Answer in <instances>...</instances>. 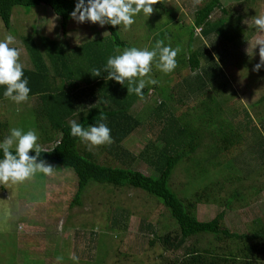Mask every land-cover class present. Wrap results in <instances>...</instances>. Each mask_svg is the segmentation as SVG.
Listing matches in <instances>:
<instances>
[{"label": "trees", "instance_id": "1", "mask_svg": "<svg viewBox=\"0 0 264 264\" xmlns=\"http://www.w3.org/2000/svg\"><path fill=\"white\" fill-rule=\"evenodd\" d=\"M76 3L77 0H0V20L5 28L10 29L14 6L43 4L58 16L60 26L65 30ZM161 6L168 14L165 6ZM194 7L193 21L189 23L190 36L185 42L187 56L179 61L187 68L180 73V81L175 84L177 89L171 87L178 94H175L177 102L186 103V109L178 115L169 112L163 116L168 106L162 100L149 110L154 115L163 116L164 123L155 141L148 146L149 150H145L144 157H152L150 163L155 166L150 174L132 168L136 157L121 144L140 125L141 118L134 113L132 106L142 98L134 93L128 95L127 82L121 85L114 79L105 78L108 58L119 55L117 49L120 51L121 47L128 46L119 36L118 26L105 24L113 39H87L72 47L64 41L43 39V52L30 37L23 36L32 64L24 67V78L31 89L29 97H34L37 102L32 107L39 120L45 117L52 130L60 131L50 148H42L47 152H42L37 161L59 164L74 171L77 189L72 203H80V196L89 182L142 190L175 222V230L158 238L164 249L183 247L185 241L194 235H210L204 245L195 242L184 247L181 257L168 264H264V212L247 229H230L223 223L226 211L245 208L251 196L261 191L253 184L242 182L241 175L244 174L245 179L250 171L264 167V95L252 105L261 108L257 121L249 116L246 108H243L242 115L245 121L239 118L238 104L229 101L233 93L230 80L208 48L198 44L194 28L201 26L200 34L206 38L217 36L220 45L223 42L238 45L242 40L238 38L242 27L236 21H229L231 18L226 16L221 0H204ZM216 8L225 14L211 20ZM169 15H173L170 20L174 21V10ZM224 56H229V52L223 53ZM201 57L203 64L200 63ZM92 69H100L101 75L93 76ZM5 90V86H0V100L6 99ZM167 90L170 88L161 92L166 99L172 96ZM142 91L144 97L148 88ZM89 92L95 98L88 97ZM81 98L92 100L91 104L98 98V103L81 110L78 108L82 105ZM189 98L196 101L191 107L184 102ZM101 104L106 107L101 108ZM101 115L106 119L101 120ZM70 120H76L85 128L105 123L113 139L104 147L108 156L99 159L92 151L81 149V140L70 134ZM47 141L53 139L48 137ZM12 151L14 153L15 148ZM198 153H206L204 163L194 158ZM29 154L35 155V151ZM0 159H3L2 150ZM188 163L194 166L193 171ZM210 167L214 169L211 174ZM177 168L189 170L186 176L191 182L183 187L188 189L186 191L179 192L171 186ZM207 202L217 203L223 209L209 220H199L197 206ZM149 243L153 244L154 240Z\"/></svg>", "mask_w": 264, "mask_h": 264}, {"label": "rangeland", "instance_id": "2", "mask_svg": "<svg viewBox=\"0 0 264 264\" xmlns=\"http://www.w3.org/2000/svg\"><path fill=\"white\" fill-rule=\"evenodd\" d=\"M203 1L194 4V0H170L166 5H154V12L149 17L143 12L136 15L135 23L129 31H124L122 26H116L119 36L128 44L127 47H121L118 54L131 47L152 50L157 40H163L164 46L180 49L176 57L177 67L169 74L159 71L153 62L150 76L158 83L147 84V93L142 100L133 104L132 110L140 116L141 122L121 142L136 157L132 168L144 174H150L155 167L150 163L152 157L144 156L145 150H149L148 146L155 141L164 126L162 117L169 112L178 115L186 109V103L177 102L178 94L172 88L177 89L175 84L180 81V73H184L187 68L181 66L179 61L187 56L185 42L190 36L194 6L201 5ZM221 2L227 12L226 16L231 18L229 21H236L242 27L238 36L242 39L241 43L232 45L223 42L220 45L217 36L206 38L200 34L201 26L194 28V35L199 39L198 44L210 45L206 48L215 56L230 80L233 93L229 101L238 104L239 118L245 121L242 115L243 108H246L249 116L257 121L261 108L252 105L264 95V67L259 72L254 70L255 64L259 63V46L255 49L253 58L246 54V49L249 41L254 44L257 37H264V33H259L254 25L255 16L264 14V0ZM161 5L165 6L168 14ZM172 10L175 13L174 21L170 20L173 15H169ZM224 14L220 8H216L210 19L214 20ZM10 27L5 28L0 20V40L7 35L14 37V43L10 47L21 50L20 62L24 67H31L32 64L23 36L30 37L42 52L43 39L64 41L67 46L72 47L87 39L114 37L105 25L79 23L73 18L69 19L66 29L63 30L58 16L43 4L14 6ZM226 52H229V56L223 57ZM203 62L201 57L200 63ZM167 88H170L167 91L172 96L166 99L161 92ZM95 95L97 96L96 93ZM93 96L89 92L88 97L95 98ZM97 99H94V104L98 103ZM81 100L82 105L78 107L81 110L93 104L89 103L92 100ZM162 100L168 109L159 117L150 111ZM184 102H188L191 107L196 101L189 98ZM36 105L34 97H29L27 102L20 104L7 98L0 100V142L10 135L12 128H19L24 132L34 129L39 138L37 143L42 148H50L55 143L60 131L52 130L45 117L38 119V114L32 107ZM100 107L105 108L106 105L101 104ZM48 137L53 141L48 142ZM104 147L105 145L95 147L91 151L99 159L106 158L108 155ZM80 148L88 149V146L82 142ZM194 158L204 163L206 153H198ZM47 163L54 167L51 175L38 172L24 183L10 182L7 187L0 185V264H57L58 256L63 257L61 264H74L70 259L72 253L79 257V264H168L181 257L184 247L195 242L197 245H204L206 238L210 237L194 235L185 241L183 247L164 249L158 238L165 232L175 230V222L160 204L150 200L142 190L89 182L80 196V203H72L77 189L74 171L59 164ZM188 167L190 171L194 170L191 163H188ZM213 170L210 167V174ZM257 170L250 171L245 179L242 174V182L253 184L254 187L261 188V191L251 196L245 208L226 211L223 217L226 227L250 228L252 221L264 212V167ZM186 172L189 170L177 168L172 175L171 186L179 192L188 190L183 187L191 182ZM222 209L217 203H199L196 216L199 220H209ZM150 240H154V243L150 244Z\"/></svg>", "mask_w": 264, "mask_h": 264}, {"label": "clouds", "instance_id": "3", "mask_svg": "<svg viewBox=\"0 0 264 264\" xmlns=\"http://www.w3.org/2000/svg\"><path fill=\"white\" fill-rule=\"evenodd\" d=\"M200 2L201 0H194V4ZM168 3L170 0H77L70 15L79 23H99L101 26L110 24L114 27L119 25L124 31H129L135 23L136 15L143 12L149 17L154 12V5ZM254 25L259 33H264V14L255 16ZM13 43L12 35L0 40V86L6 87L5 98L20 104L28 101L31 89L28 87V80L24 78V65L20 62L21 50L10 47ZM257 46L259 63L255 64L254 70L259 72L264 67V37H257L254 44L249 41L246 54L253 58ZM117 51L119 52V49ZM179 52V47L173 49L171 46H164L163 40H157L152 50L126 48L121 54L108 58L104 69L108 75L105 78L114 79L121 85L127 82L128 95L134 93L143 98L142 90L146 85L158 83L150 76L153 62L159 71L169 74L177 67L176 57ZM90 72L93 76L101 75L100 69H92ZM100 119L104 120L106 117L101 115ZM68 124L70 134L85 143L89 151L113 142L111 130L105 123L89 125L88 128L76 120H70ZM38 139L34 129L24 132L22 129L12 128L10 135L0 142V150L3 151V159H0V185L7 187L10 182L24 183L38 172L44 175L52 174L54 169L52 165L44 160L37 162L41 153L47 152L37 143ZM32 150L35 151V155L29 154ZM70 259L74 264H79V257L75 253L70 254ZM56 261L57 264H61L63 257L58 256Z\"/></svg>", "mask_w": 264, "mask_h": 264}, {"label": "crops", "instance_id": "4", "mask_svg": "<svg viewBox=\"0 0 264 264\" xmlns=\"http://www.w3.org/2000/svg\"><path fill=\"white\" fill-rule=\"evenodd\" d=\"M85 93V92H84ZM86 93H87V91H86ZM82 94H83V91H82Z\"/></svg>", "mask_w": 264, "mask_h": 264}]
</instances>
